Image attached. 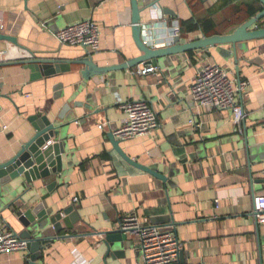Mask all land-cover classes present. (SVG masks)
<instances>
[{
	"label": "crops",
	"instance_id": "1",
	"mask_svg": "<svg viewBox=\"0 0 264 264\" xmlns=\"http://www.w3.org/2000/svg\"><path fill=\"white\" fill-rule=\"evenodd\" d=\"M217 1L159 0L152 14L141 13L142 23L165 19L171 25L176 20L181 27L180 21L193 17L194 10L202 11ZM86 19L100 26L99 49L91 54L98 66L121 64L141 54L133 39L131 0H0V32L19 43L0 42V52H7L0 62L27 57L30 52L39 58L81 57L85 49L61 46L56 32ZM203 36L198 30L181 41ZM247 44L246 51L238 52L243 58L239 76L229 45L173 55L157 65V72L144 76L133 74L134 67L85 81L83 67L72 66L56 77L31 81L30 71L22 65L0 67L1 94L8 95L0 96V161L9 160L34 134L31 116L38 112L51 116L67 103L72 107L65 140L71 164L67 186L61 189V206L73 204L81 219L73 231L64 232L72 236L48 247L38 264H143L136 237H129L132 248L126 258L105 260L100 233L119 228L122 216L130 213L155 224V206L164 197L163 182L126 162L108 138L126 117L121 103L134 99L153 105L160 126L118 140L139 163L174 174L172 210L180 224L176 232L171 228L185 252V263L178 258L176 264H259L264 223L258 222L257 229L250 216L256 202L241 149L243 140L235 136L242 122L235 124L231 110L196 108L190 88L207 63L219 64L231 78L247 82L238 99L246 113L253 160L258 163L255 178L264 180V39ZM75 100L81 106L73 108ZM253 186L255 197L264 194V181ZM75 197L79 201L74 202ZM3 223L19 232L9 215L0 217ZM0 264H30L29 251L2 253Z\"/></svg>",
	"mask_w": 264,
	"mask_h": 264
},
{
	"label": "water",
	"instance_id": "2",
	"mask_svg": "<svg viewBox=\"0 0 264 264\" xmlns=\"http://www.w3.org/2000/svg\"><path fill=\"white\" fill-rule=\"evenodd\" d=\"M259 1L264 6V0ZM158 5L159 0H131L133 39L141 54L121 64L98 66L89 53L75 59L66 60L61 58H39L30 52L27 57L17 58L9 62H0V67L22 65L24 69L30 71L31 81H37L69 72L72 66H82L83 68L80 71L83 80L90 81L96 76L112 71L127 70L141 64L157 66L161 62L165 63V59L176 54L229 45L231 47L229 51L234 56L237 64V75L239 76V63L243 58L238 57V52L240 50L246 51L249 41L264 39L263 8L262 11L230 33L203 36L188 42H183L178 37L172 45L153 49L143 43L141 13L148 11L152 14ZM163 11L172 15V12L165 8H163ZM256 25L258 28L255 27ZM2 41L19 46L16 37L0 32V42ZM0 96L8 97L6 94H1V87ZM73 103V108L82 104L79 100H75ZM86 106L88 107V105ZM71 108L70 103H67L61 111L53 113L51 116L41 112L31 116L29 120L33 126L34 134L27 142L21 144L9 160L0 161V217L6 218L9 215L10 220L16 225L19 232L14 230L20 237L27 240L30 264H38L37 261L43 256L45 250L58 240L71 237L72 235L64 232L73 231L75 224L81 219L73 204L67 207L61 206L63 199L61 189L67 186L66 181L71 164L68 162L69 154L65 147L66 132L72 120L67 114H69L68 111ZM235 136L243 140V148H240L245 156V167L252 186L251 195L255 199L253 184L264 180L255 178V173L258 172L255 167L258 166V163L253 160L246 116L242 120V130L238 131ZM108 138L113 145V149L126 162L163 182L165 185L164 197L155 206L156 212L154 213L158 217V223L157 221L152 222L160 226L173 227L176 232L180 223L174 219L172 210L173 201L171 198L176 188L174 174L172 172L164 173L131 158L121 148L120 140L116 139L112 131L108 133ZM258 214L259 211L254 204L250 216L254 219L257 229L259 226ZM9 226L11 227V225ZM100 233L103 236L101 242L106 247L105 260L109 257L118 260L127 257V250L132 248V241L126 232L113 227ZM258 250L259 264H264V251L261 244H259ZM184 255V251L179 255V261L182 263H185Z\"/></svg>",
	"mask_w": 264,
	"mask_h": 264
},
{
	"label": "built area",
	"instance_id": "3",
	"mask_svg": "<svg viewBox=\"0 0 264 264\" xmlns=\"http://www.w3.org/2000/svg\"><path fill=\"white\" fill-rule=\"evenodd\" d=\"M160 19L146 24L142 23L143 43L153 49L172 45L176 38L182 40V28L178 21L167 25ZM258 28V26H255ZM164 28V29H161ZM161 29V31H160ZM61 46H81L89 54L99 49L101 30L93 19H86L69 24L56 32ZM7 52H0V61L5 60ZM158 67L152 64H141L135 67L133 74L147 75L157 72ZM247 82L235 80L229 76L226 69L216 63H207L196 74L191 83V97L196 108L211 110H231L234 122L240 125L246 116L245 110L238 99ZM126 113L122 124L112 129L117 139L126 140L150 133L160 126L159 118L153 105L143 99L123 101L120 105ZM103 124L99 128H103ZM7 126H3L6 130ZM74 202L79 198H73ZM256 208L259 211L258 222L264 223V194L255 197ZM218 203V201H217ZM119 228L130 237L139 240L143 264H176L183 243L178 239L171 227L150 223L148 218L130 213L122 216ZM18 251H28L27 240L6 223L0 225V254Z\"/></svg>",
	"mask_w": 264,
	"mask_h": 264
},
{
	"label": "trees",
	"instance_id": "4",
	"mask_svg": "<svg viewBox=\"0 0 264 264\" xmlns=\"http://www.w3.org/2000/svg\"><path fill=\"white\" fill-rule=\"evenodd\" d=\"M200 3L202 0H198ZM264 8L259 0H218L202 11L194 10L188 20H181L182 37L201 30L205 36L226 34ZM262 24V23H260Z\"/></svg>",
	"mask_w": 264,
	"mask_h": 264
}]
</instances>
